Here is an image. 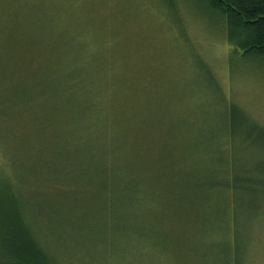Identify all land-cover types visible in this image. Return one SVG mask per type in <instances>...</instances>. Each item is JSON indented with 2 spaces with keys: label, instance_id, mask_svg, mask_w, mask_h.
<instances>
[{
  "label": "rangeland",
  "instance_id": "obj_1",
  "mask_svg": "<svg viewBox=\"0 0 264 264\" xmlns=\"http://www.w3.org/2000/svg\"><path fill=\"white\" fill-rule=\"evenodd\" d=\"M24 30L44 47L96 54L136 141L147 132L156 153L173 145L178 166L202 162L178 203L165 201L158 175L120 222L100 219L103 207L71 187L38 188L62 193L46 206L30 185L28 209L51 255L63 264H264V63L234 54L219 17L195 0H0V45H18ZM8 167L0 150L2 177H12Z\"/></svg>",
  "mask_w": 264,
  "mask_h": 264
},
{
  "label": "trees",
  "instance_id": "obj_2",
  "mask_svg": "<svg viewBox=\"0 0 264 264\" xmlns=\"http://www.w3.org/2000/svg\"><path fill=\"white\" fill-rule=\"evenodd\" d=\"M195 1L223 21L235 55L264 63V0ZM20 33L18 45H0V150L13 171L11 178L0 174V264H63L35 231L40 216L28 209L29 199L49 206L71 187L103 207L100 219L120 222L131 217L127 208L141 204L142 191L158 186V175L172 206L180 184L196 186L200 161L191 156L178 166L173 145L165 151L170 144L162 142L158 154L147 132L136 141L140 135L113 105L109 72L96 54L92 61L72 44L44 47L34 40L36 32ZM196 147L204 157L224 154L221 147ZM30 185L32 197L24 191ZM42 187L60 195L42 193ZM113 207L119 212L110 213Z\"/></svg>",
  "mask_w": 264,
  "mask_h": 264
}]
</instances>
